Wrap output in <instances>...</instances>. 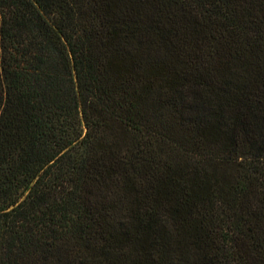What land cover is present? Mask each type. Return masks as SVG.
Returning a JSON list of instances; mask_svg holds the SVG:
<instances>
[{
	"label": "trees",
	"instance_id": "obj_1",
	"mask_svg": "<svg viewBox=\"0 0 264 264\" xmlns=\"http://www.w3.org/2000/svg\"><path fill=\"white\" fill-rule=\"evenodd\" d=\"M0 264H264V0H0Z\"/></svg>",
	"mask_w": 264,
	"mask_h": 264
}]
</instances>
